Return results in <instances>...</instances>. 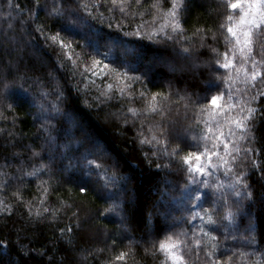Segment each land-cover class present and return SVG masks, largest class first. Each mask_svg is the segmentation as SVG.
I'll use <instances>...</instances> for the list:
<instances>
[{"label":"trees","instance_id":"16d2710c","mask_svg":"<svg viewBox=\"0 0 264 264\" xmlns=\"http://www.w3.org/2000/svg\"><path fill=\"white\" fill-rule=\"evenodd\" d=\"M174 3L0 0V264H264V26Z\"/></svg>","mask_w":264,"mask_h":264},{"label":"snow or ice","instance_id":"6c2138e0","mask_svg":"<svg viewBox=\"0 0 264 264\" xmlns=\"http://www.w3.org/2000/svg\"><path fill=\"white\" fill-rule=\"evenodd\" d=\"M243 2L246 8L240 7V0H229L228 7L232 9H237L239 7L241 11V17H240L239 26L237 28H234L231 24L232 16H228V20L230 23L227 31L232 35L233 38H235L236 44L241 46L240 51L242 54H244L245 52L251 54L252 46H253V30L261 29V27L264 26V0H243ZM177 5H178V0L177 3L173 4V11H171L170 13V15L173 18L175 17L176 14L174 9L177 7ZM176 26L178 27V25ZM53 39H55V37H53ZM262 51H264V49H262ZM224 58H225V63L222 66L224 68H228L232 63V61L228 58L227 53H225ZM255 63L256 62L253 61L254 65ZM258 74H259L258 72H253L251 75V79L255 80ZM153 99H155V97H153ZM218 99H220V97L212 96L210 99V103L216 105ZM232 107H234V105ZM241 111L243 112L244 109L242 108ZM254 111H255L254 109L248 108L247 109L248 115H245L243 117L237 116L235 118H232L229 122H234L238 129H243L245 127L246 121L250 119L251 113H253ZM209 131L211 132L212 130L209 129ZM220 134L223 135L222 132ZM225 147H227V145H225ZM206 154L211 156V153H208L207 150H206ZM193 156L197 161L201 159V154L190 153L189 155L183 158V162L185 164H188ZM194 167H195V171H198L201 174L205 172V168L203 165L197 164ZM190 179L193 183H195V180L192 177H190ZM80 190L83 192L86 189L82 187ZM237 195H239V193H237ZM208 222L210 224L215 223V221L212 220L211 216H209ZM168 239L171 240V237H169ZM196 243L198 245L199 241H197ZM175 248H176L175 243H167V244L164 242L160 243V249L168 252V255L171 257L173 264H182L184 257L182 255H176V252L174 251ZM123 255L124 254L121 253V256L117 257V259H120ZM208 255L212 256L213 253H208ZM213 264H219V261L214 260Z\"/></svg>","mask_w":264,"mask_h":264},{"label":"rangeland","instance_id":"374dc122","mask_svg":"<svg viewBox=\"0 0 264 264\" xmlns=\"http://www.w3.org/2000/svg\"><path fill=\"white\" fill-rule=\"evenodd\" d=\"M239 24H240V20L237 22V23H235L234 24V28H237L238 26H239ZM232 36V35H231ZM233 38V37H232ZM234 40H235V38H233ZM237 47H238V50L240 51V45H236ZM236 47V48H237ZM240 53H241V51H240ZM242 54V53H241ZM156 61V60H155ZM159 63L161 62V60H159L158 61ZM157 62V63H158ZM162 63V62H161ZM195 61L192 59V58H189V59H187V63H184L183 64V71H185L187 68H191V69H193V67L195 66ZM197 164H200V165H203V166H205V164H203L202 162H201V160H199V161H197V162H195L194 163V165L193 166H191V172L194 174V175H196V176H201V175H203V174H201L200 172H198V171H195V165H197ZM165 254H166V258L168 259V264H173V261H172V259H171V257L168 255V252L167 251H165Z\"/></svg>","mask_w":264,"mask_h":264}]
</instances>
